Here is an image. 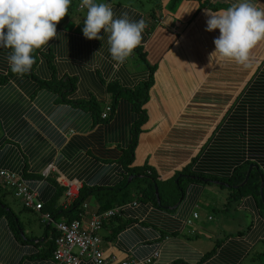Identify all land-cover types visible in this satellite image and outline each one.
Returning <instances> with one entry per match:
<instances>
[{"label":"crops","instance_id":"1","mask_svg":"<svg viewBox=\"0 0 264 264\" xmlns=\"http://www.w3.org/2000/svg\"><path fill=\"white\" fill-rule=\"evenodd\" d=\"M80 2L71 1L69 7L75 10L61 22L56 38L41 49L34 70L42 82L74 78L73 92L62 98L27 76L14 75L0 83V169L20 177L41 204L40 210L26 208L0 184V193L20 225L15 229L8 219H0V264H56L52 259L55 224L69 219L64 212L78 189L114 186L126 174L119 159L131 141L137 115L126 99H120L108 120L101 118L110 104L107 83L133 89L148 80L149 67L154 69L144 106L147 120L138 135L133 166H150L164 181L196 156L190 171L207 175H222L235 162L216 159L213 165L208 157L212 146L229 137L223 134L231 123L224 122L222 127L220 123L229 119L226 109L250 77L243 78L241 73L256 69L264 42L251 51L248 67L220 61L211 56L219 30L206 31V22L208 13H218L236 0H95L109 4L116 17L127 13L130 20L143 19L146 24L140 46L123 64L112 59L103 30L101 40L83 36L87 9H80ZM253 3L264 9V0ZM214 5L222 8L213 11ZM10 51L0 47V77L10 69ZM236 72L240 79H233ZM91 101L100 112L89 107ZM211 120L219 121L215 133L212 127L208 131ZM211 185L219 186L192 179L184 182L183 197L171 207L135 199L120 206L99 232L104 256L137 264H146L147 259L149 264H264V217L259 202L251 197L239 202L238 211L248 219L244 229L242 219L237 222L234 217L232 223H214L211 212L216 197L202 201L206 188L216 195ZM68 187L74 188L70 198L66 197ZM6 195L18 201V210L6 202ZM225 198L217 210L222 211ZM52 206L60 214L44 223L42 216ZM98 206L90 197L76 219L87 221ZM80 264L92 263L82 260Z\"/></svg>","mask_w":264,"mask_h":264},{"label":"trees","instance_id":"2","mask_svg":"<svg viewBox=\"0 0 264 264\" xmlns=\"http://www.w3.org/2000/svg\"><path fill=\"white\" fill-rule=\"evenodd\" d=\"M74 8L75 7H69L68 14L73 12L75 10ZM221 8V5L211 6V10L213 11H217ZM64 18L56 26V30L61 27V22ZM40 52L41 49L34 53L36 63L33 65L32 70L23 76L33 79L42 88L58 93L62 98L67 94L72 93L76 84L74 78L64 77L59 81L53 78L48 82L38 81L35 78L34 70L38 64V55ZM153 71L154 69L149 67L150 74L148 80L136 85L133 89H123L113 83L106 84V89L110 94V104L108 105L110 107L109 115L113 113L120 99H126L131 104L132 110L137 115V119L133 123L131 129V141L127 149L122 152L121 158L119 159V163L126 171V174L123 175L121 180L114 186L97 188L82 186L79 188L77 195L72 200L67 212H64V214L70 216L66 222H70L78 218L79 208L82 207V204L90 197H94L99 204L97 213L114 207H120L130 202L132 199L139 200L141 202L149 201L153 205H157L160 208L174 206L183 197L184 182L191 181V179L202 183H222L219 186L226 188V198L222 206V211H226L232 203H234L237 207L240 204L239 202L247 197H251L258 201L261 208H263L264 59L249 77L236 101L227 110L230 114L229 119L220 123L221 127L224 122H226V124H228V122L231 123L232 126L225 128L228 129V131L223 134L229 135V137L222 135L226 138V140H220L216 143V145L212 146V154L209 155L208 159L212 164L214 163L213 165H216V159L225 160L230 158L234 159L235 162L230 168L223 170L222 175L218 174L217 176L207 175L203 172L200 173L190 171V167L197 162L198 156H196L180 172L175 173L172 178L164 181L158 180L156 173L150 166L143 165L136 167L132 165L138 135L147 120L144 106L148 101L149 91L153 85ZM14 75L15 74H13L9 69L6 75L0 77V83L6 82ZM90 103L92 104L88 105L92 110L97 109V112H100L99 106L94 104L92 101ZM79 104L83 105L84 103L80 102ZM103 120L108 119L105 118ZM217 131L218 129L215 130V132ZM249 165L257 166V168L253 167L250 170L247 181L243 184V186H240L245 179ZM223 167H225V165H223ZM261 183L262 188L260 192L259 188ZM223 184H226L227 187ZM170 185H172V189L168 187ZM154 187L157 188V197L155 195ZM166 188H168V190H166ZM3 197L4 195L0 193V219H8L15 228L19 225V222H15L16 215L13 213L9 205L5 203ZM56 200L57 199H55V201ZM55 201H53L52 204ZM58 209L59 208H55V206L49 207L48 211L50 212L48 215L54 219L58 214H60ZM217 246L218 244H215L208 255L212 254Z\"/></svg>","mask_w":264,"mask_h":264},{"label":"clouds","instance_id":"3","mask_svg":"<svg viewBox=\"0 0 264 264\" xmlns=\"http://www.w3.org/2000/svg\"><path fill=\"white\" fill-rule=\"evenodd\" d=\"M71 0H0V47L10 49V71L23 76L36 63L34 53L48 46L57 36L56 26L68 15ZM87 9L82 33L87 40H101L107 35L109 52L123 64L140 46L146 27L143 19L133 21L127 13L116 17L112 7L95 0H81ZM206 31L219 30L214 39L215 55L220 61L249 66L251 51L264 42V9L253 0H236L218 13H208ZM13 196V195H12Z\"/></svg>","mask_w":264,"mask_h":264},{"label":"built area","instance_id":"4","mask_svg":"<svg viewBox=\"0 0 264 264\" xmlns=\"http://www.w3.org/2000/svg\"><path fill=\"white\" fill-rule=\"evenodd\" d=\"M77 1V0H73ZM81 2L79 3V8ZM110 113V107L106 106L101 118L105 119ZM0 184L2 187L19 200L26 208L40 210L41 204L36 203L34 195L30 192L22 179L17 175L0 169ZM72 187H68L67 197H72ZM120 207L95 213L89 217L87 221L74 219L70 222H58L55 224L57 233L54 239V249L52 251V259L56 264H80L82 260H88L92 264H137L132 259L117 261L114 257H105L100 247L101 239L100 230L106 221L115 217L119 213ZM193 218H197V214H193ZM43 222H50V216L44 214ZM187 225H191V220H186ZM155 258L158 254L153 255ZM151 259L145 261L149 264Z\"/></svg>","mask_w":264,"mask_h":264},{"label":"rangeland","instance_id":"5","mask_svg":"<svg viewBox=\"0 0 264 264\" xmlns=\"http://www.w3.org/2000/svg\"><path fill=\"white\" fill-rule=\"evenodd\" d=\"M263 48H264V45H263ZM264 55V51L263 50H261L260 51V54H259V59H258V63L257 64H255L256 65V69L258 68V66H259V64H260V62L264 59H262V57H264L263 56ZM254 65V66H255ZM255 69V70H256ZM254 69L252 70V71H245L244 70V72H242L241 74H243V78H246L247 76H251L252 74H253V72L255 71ZM240 73L239 72H236V74H235V76H234V78L233 79H240V75H239ZM234 88V87H233ZM239 87H237V92L239 91ZM234 90H235V88H234ZM236 91V90H235ZM238 95H239V93H238ZM237 95V96H238ZM235 96V95H234ZM236 96V97H237ZM230 108V105H229V107L226 109V111L228 110ZM225 111V112H226ZM224 112V113H225ZM221 122V121H220ZM217 123H219V121L218 120H216V121H210L209 122V124H210V126H209V130L208 131H210V129H211V127H212V129L211 130H213L212 131V133H214L215 131H214V129H215V126L217 125ZM210 185V184H209ZM207 186V187H210V186ZM169 188H171L172 189V185H170V186H168ZM211 189L213 190V191H216V195L214 194V192H209L208 191V189L206 188V190H205V192L203 193V197H202V201H205V200H210V199H214L215 197V200H216V202H215V205L213 206V212H211V215H212V218H213V222L214 223H219L220 222V220H225L226 222H228V223H232L233 222V220H231V218L232 217H234L235 218V221H239L240 219H242L241 221H242V223L243 224H245L244 225V227H243V229L247 226V224H248V219H247V217L246 216H244V213H241L240 211H238V209H237V207H236V205H234V203H232L231 204V206L226 210V211H219V210H217L219 207H220V203H221V201L223 200V198L224 197H226V188H222V187H219V186H212L211 185ZM166 190H168V188H166ZM6 197V202H8L12 207H13V209H15V210H18L19 209V203H18V201L17 200H15V199H13L12 197H10V196H5ZM200 212H202V210L200 209L199 210ZM262 211H263V213H264V207L262 208ZM235 225H237L238 226V228L241 226V224H238V223H236L235 222ZM237 229V228H236ZM235 229V230H236ZM242 229V230H243ZM238 230H240V229H238ZM244 231V230H243ZM264 262V261H263Z\"/></svg>","mask_w":264,"mask_h":264},{"label":"water","instance_id":"6","mask_svg":"<svg viewBox=\"0 0 264 264\" xmlns=\"http://www.w3.org/2000/svg\"><path fill=\"white\" fill-rule=\"evenodd\" d=\"M253 167H254V168H257V166L249 165L248 170H247V173H246V176H245V179H244L243 183H242L240 186H243V184L247 181L248 176H249V172H250V170H251ZM214 183L217 184V185L222 184V183H219V182H214ZM223 185L227 187L226 184H223ZM235 188H236V187H235ZM261 188H262V183H261L260 188H259V191H260V192H261ZM154 189H155V195H156V197H157V188L154 187ZM157 202H158V198H157ZM263 217H264V213H263Z\"/></svg>","mask_w":264,"mask_h":264},{"label":"bare ground","instance_id":"7","mask_svg":"<svg viewBox=\"0 0 264 264\" xmlns=\"http://www.w3.org/2000/svg\"><path fill=\"white\" fill-rule=\"evenodd\" d=\"M107 117H108V116H107ZM107 117H106V118H107ZM102 119H103V118H102ZM62 187H63V186H62ZM65 188H66V187H65ZM66 197H67V196H66ZM74 197H75V196H74Z\"/></svg>","mask_w":264,"mask_h":264}]
</instances>
